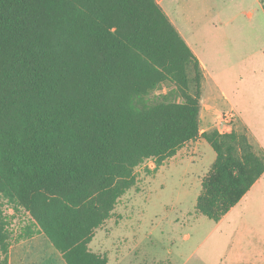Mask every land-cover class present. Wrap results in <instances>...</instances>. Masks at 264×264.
I'll return each mask as SVG.
<instances>
[{
    "label": "trees",
    "instance_id": "obj_1",
    "mask_svg": "<svg viewBox=\"0 0 264 264\" xmlns=\"http://www.w3.org/2000/svg\"><path fill=\"white\" fill-rule=\"evenodd\" d=\"M203 80L157 0H0V264L39 234L67 264H111L90 243L136 168L200 137L216 158L197 208L220 221L264 154L236 129L201 131ZM16 212L30 220L15 237Z\"/></svg>",
    "mask_w": 264,
    "mask_h": 264
},
{
    "label": "rangeland",
    "instance_id": "obj_2",
    "mask_svg": "<svg viewBox=\"0 0 264 264\" xmlns=\"http://www.w3.org/2000/svg\"><path fill=\"white\" fill-rule=\"evenodd\" d=\"M163 7L208 68L202 99L220 112L217 121L212 113L200 126L244 132L264 154V0H165ZM215 158L200 137L157 168L147 159L90 247L111 264H264V174L215 221L197 208ZM29 220L16 214L15 237ZM63 260L44 234L11 247V264H67Z\"/></svg>",
    "mask_w": 264,
    "mask_h": 264
},
{
    "label": "crops",
    "instance_id": "obj_3",
    "mask_svg": "<svg viewBox=\"0 0 264 264\" xmlns=\"http://www.w3.org/2000/svg\"><path fill=\"white\" fill-rule=\"evenodd\" d=\"M165 0H157V2L159 3V4H161V6L163 7V2H164ZM163 9H164V7H163ZM165 10V9H164ZM166 11V10H165ZM166 13H167V11H166ZM168 14V13H167ZM171 19V18H170ZM171 21H172V19H171ZM173 22V24L175 25V27L179 30V32L181 33V35L183 36V38L186 40V42L189 44V46L192 48V50L194 51V53L198 56V58L200 59V61H201V64H202V66H203V70H204V78L206 77V75H207V71H208V68H207V66H206V64H205V61L202 59V57L200 56V54L197 52V50H195L192 46H191V44L189 43V41L187 40V38H186V36H185V32H184V29L182 28V25H181V23H180V26H177V23L175 22L174 23V21H172ZM206 74V75H205ZM222 94H224L225 92L222 90ZM204 95V94H203ZM203 97V96H202ZM225 100H228L229 101V98H228V96H226L225 95ZM206 102L204 101V99H202L201 98V104H202V108H201V115H200V123H201V120H203V117H206L207 115H209L210 116V114H212L213 113V117L216 115V117H214L215 119H214V121H217V115L219 116V112H220V109L218 108V107H212L211 105H209V104H205ZM206 111V112H205ZM211 111V112H210ZM230 111H233L234 113H235V109L233 108V109H230ZM235 116H236V118H237V116L238 115H236L235 114ZM208 118V117H207ZM204 130H207V128H202L201 127V131L203 132ZM259 181V180H258ZM257 181V182H258ZM256 182V183H257ZM255 183V184H256ZM64 262H65V260H63ZM66 263V262H65Z\"/></svg>",
    "mask_w": 264,
    "mask_h": 264
}]
</instances>
